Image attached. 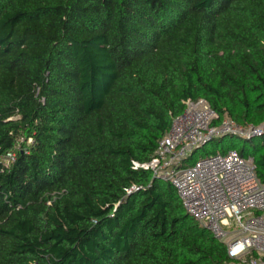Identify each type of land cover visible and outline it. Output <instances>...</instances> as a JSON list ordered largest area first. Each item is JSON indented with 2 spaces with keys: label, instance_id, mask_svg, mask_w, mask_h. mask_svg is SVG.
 <instances>
[{
  "label": "trees",
  "instance_id": "trees-1",
  "mask_svg": "<svg viewBox=\"0 0 264 264\" xmlns=\"http://www.w3.org/2000/svg\"><path fill=\"white\" fill-rule=\"evenodd\" d=\"M190 99L264 123V0H0V264H235L134 168Z\"/></svg>",
  "mask_w": 264,
  "mask_h": 264
},
{
  "label": "built area",
  "instance_id": "built-area-1",
  "mask_svg": "<svg viewBox=\"0 0 264 264\" xmlns=\"http://www.w3.org/2000/svg\"><path fill=\"white\" fill-rule=\"evenodd\" d=\"M173 117L151 160L134 163L154 178L172 183L186 211L212 236L226 244L235 264H264V184L252 155L235 148L190 163L210 142L227 137L253 140L264 136V123L241 124L221 115L206 99L187 100ZM8 157L15 159V154Z\"/></svg>",
  "mask_w": 264,
  "mask_h": 264
},
{
  "label": "rangeland",
  "instance_id": "rangeland-1",
  "mask_svg": "<svg viewBox=\"0 0 264 264\" xmlns=\"http://www.w3.org/2000/svg\"><path fill=\"white\" fill-rule=\"evenodd\" d=\"M249 141V140H248ZM258 141H261L264 143V136H262L259 139H253L250 141L249 145L252 147V145H257ZM247 141L238 138V137H227L225 140H215L210 142L208 145H206L204 148L199 149L195 154L193 159L190 161V163L196 162L200 160L203 157H206L210 155L213 152H219L222 151L225 147L229 145H233L237 149H242L246 145Z\"/></svg>",
  "mask_w": 264,
  "mask_h": 264
},
{
  "label": "crops",
  "instance_id": "crops-1",
  "mask_svg": "<svg viewBox=\"0 0 264 264\" xmlns=\"http://www.w3.org/2000/svg\"><path fill=\"white\" fill-rule=\"evenodd\" d=\"M256 139H259V140H260V138H256ZM251 141H252V140H251ZM249 143H250V142H248V144H247L248 146H250ZM258 145H262V146H264V143H262L261 141H258V144H257V145H252V147L254 148V146L257 147ZM250 147H251V146H250ZM253 150H254V149H252V152H251V153H253ZM251 153H249V154H251Z\"/></svg>",
  "mask_w": 264,
  "mask_h": 264
}]
</instances>
